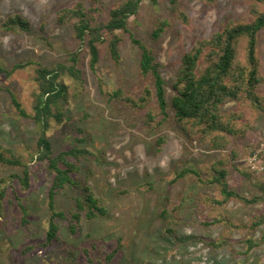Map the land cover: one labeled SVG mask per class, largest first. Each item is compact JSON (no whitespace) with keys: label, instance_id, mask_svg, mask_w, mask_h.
Returning <instances> with one entry per match:
<instances>
[{"label":"rangeland","instance_id":"obj_1","mask_svg":"<svg viewBox=\"0 0 264 264\" xmlns=\"http://www.w3.org/2000/svg\"><path fill=\"white\" fill-rule=\"evenodd\" d=\"M79 1L87 8L100 5L103 12L96 17L106 21L110 8L124 0H0V64L11 68L32 61L9 77L0 75V146L22 156L34 166L36 175L25 193L27 221H23L18 206L6 207V215L0 216V264H88L84 249L91 244L95 245L91 255L96 264H101L119 239L122 248L112 264H264V225L251 230L229 228L226 222L208 223L212 209L204 202L206 197H219V186L211 180L214 164L226 156L234 164L230 165L231 187L247 197L260 194L264 187V111L241 106L237 100L226 103L224 113L241 110L253 116L254 129L246 136L230 135L225 146L215 148L209 140L192 136L177 123L171 106L173 83L184 55L228 21L252 20L253 9H263V2L181 0V9L188 16L185 22L173 11L170 0H143L140 12L129 20V31L162 64L170 103L168 118L162 124L150 125L144 111L110 98L119 88L135 97L142 93L145 81L140 76V47L132 42L129 32H121V62L116 63L109 55L108 44H103L101 61L92 70L88 46L75 37L72 23L63 24L58 19L63 8ZM16 12L32 22L31 32L5 28L7 18ZM160 19L169 20L171 27L154 40L151 34ZM76 51L81 53L83 80L60 76L59 80L69 85V97L52 111L60 107L65 116L59 121L51 115L47 134L55 152L72 146L91 151L79 162L81 171L76 177L106 199L109 214L93 220L85 218L77 234L59 220L61 243L43 248L38 244L46 239L51 213L49 188L54 175L37 159L36 143L43 125L33 118L40 92L36 70L38 63L49 68L70 64ZM258 56L264 74V32L259 35ZM260 91L264 93V84ZM11 93L29 116L19 112ZM151 108L160 115L155 100ZM160 137L166 141L159 151ZM188 168L196 169L202 180L195 174L177 178ZM13 173L22 174V168L0 164V180ZM80 197L78 191L66 186L57 195V207L70 215ZM165 209L170 213L167 218L161 215ZM221 213L236 224H249L254 216L264 213V203L246 205L231 200ZM30 245L39 247L26 251Z\"/></svg>","mask_w":264,"mask_h":264},{"label":"trees","instance_id":"obj_2","mask_svg":"<svg viewBox=\"0 0 264 264\" xmlns=\"http://www.w3.org/2000/svg\"><path fill=\"white\" fill-rule=\"evenodd\" d=\"M99 2V0H96ZM157 3L158 0H151ZM211 2L212 0H204ZM263 9L254 8L252 20L246 22L228 21L225 26L209 38L198 41L183 57L182 64L173 83L175 91L171 106L175 111L177 123L188 132L205 141L209 140L215 148L227 144L230 135L246 136L254 129L252 118L241 110H231L224 113L223 107L229 101L237 100L241 106L247 105L255 111H264V93L260 88L264 84L263 65L258 56L259 35L264 32V0ZM143 0H124L113 5L108 11L106 21L99 20L96 15L103 12L100 5L95 3L87 8L83 1H79L71 7H65L59 12V21L63 24L72 23L75 37L88 46L90 52V67L96 70L101 61V45L108 44L110 57L116 62H121V43L123 34L129 32L131 40L141 49L140 76L145 81L142 93L135 97L125 93L119 88L110 94L112 100H120L126 105L146 113L149 124H162L169 116L170 103L167 98V82L161 73L162 64L153 51L142 40L129 31L131 16L140 12ZM173 11L179 14L187 22L188 16L181 9V0H170ZM6 29L11 31H32V22L22 13L16 12L10 15L4 23ZM171 27L167 19L156 22L151 34L154 40L160 39ZM43 28V27H42ZM80 51L71 54L70 64L59 63L54 68L38 63L36 79L40 92L37 94L34 105L33 118L43 125L42 133L36 143L37 159L46 164L47 170L54 175L49 188L50 218L46 239L38 244L43 248H50L61 243V225L59 220L66 222L69 230L77 234L82 229L83 220H93L105 217L109 214L106 199L99 195L88 182H81L76 174L81 171L80 161L83 156L90 154L88 148L72 146L59 152H55L53 142L47 134L49 117L53 115L61 121L65 114L60 107L53 112V106H59L60 102L67 101L69 97V85L60 81V76L68 75L78 82L83 80V72L79 67ZM32 61L19 62L11 68L0 64V75L11 76L18 69L25 68ZM12 94L14 104L24 116H29L22 107L20 101ZM156 101L162 119L153 112L151 104ZM166 139H158V150H161ZM0 164L22 168L23 173H13L6 179L0 180V216L6 215V207L14 209L19 207L23 212V221H27L28 206L25 193L28 192L36 179L34 166L24 161L16 152L3 149L0 146ZM229 156L221 158L214 164L215 175L212 182L219 186V197H206L204 202L212 209L211 224L226 222L229 228L248 227L256 230L264 225V213L253 217L249 224H236L223 213L221 209L231 200H239L249 205L264 203V187L260 194H252L250 197L240 194L231 187ZM195 174L202 180L201 174L196 169H184L178 173L177 178ZM66 186L78 191L81 197L76 200V208L71 214L59 210L57 207V195ZM167 218L170 213L167 209L161 213ZM173 232V229H169ZM121 239L117 246L106 254L101 264H112L122 245ZM251 246L252 241H248ZM213 244V243H212ZM38 245H30L25 250L31 251ZM91 247H86L84 252L88 264H96L92 257Z\"/></svg>","mask_w":264,"mask_h":264}]
</instances>
